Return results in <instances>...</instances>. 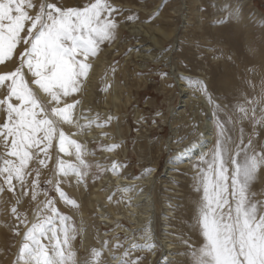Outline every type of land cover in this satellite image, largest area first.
I'll list each match as a JSON object with an SVG mask.
<instances>
[{
    "label": "rangeland",
    "instance_id": "374dc122",
    "mask_svg": "<svg viewBox=\"0 0 264 264\" xmlns=\"http://www.w3.org/2000/svg\"><path fill=\"white\" fill-rule=\"evenodd\" d=\"M61 2L80 7L87 0ZM111 2L123 9L115 17L119 23L116 39L105 42L98 56L90 58L93 67L83 90L68 98V102L82 101L76 110L79 123H85L79 116L81 110H88V118L99 114L101 123L109 117L111 121L83 131L75 123L63 125L65 133L86 145L89 153L85 159L91 168L84 182L77 184L74 176L60 178L67 180L60 187L78 207L65 204L53 186L45 184L49 178L53 184L57 179L58 149L54 145L48 167L41 169V191L35 201L31 198L35 173L25 189L28 195L19 188L0 194V264H14L25 230L10 212L17 197L21 199L19 211L26 212L29 223L37 205L46 198L55 199V206L72 218L78 230L72 241L78 264L91 259L92 249L102 251L100 264H120L125 252L129 262L141 257L137 264H163L160 249L150 257L149 250L130 248L134 242L144 243L147 235L145 224L132 222L130 213L145 216L143 208L156 205L155 224L162 227L170 222L177 243L174 255L180 264H191L189 246L199 247L203 238L196 224L202 197V191L196 190L197 174L205 166L201 156L210 157L217 143V122L224 123L233 149L241 135L245 145L251 138L257 151L264 148V124L255 123L264 113V0ZM134 14L136 19H127ZM217 20L225 22L215 23ZM184 38L192 39L191 43L186 45ZM24 47L22 43L17 56L0 65V73L15 69ZM182 77L203 81L212 102ZM105 87L107 91L102 90ZM240 106L249 110L247 117L242 118ZM3 120L0 113V123ZM208 120L214 124L213 142L207 152L183 165L181 160L190 151L205 145L211 127L207 128ZM110 144L119 147L111 151L102 147ZM114 161L126 166L113 172ZM129 185L135 187L126 191ZM251 191L255 200H264V168ZM176 199L180 200L174 216L167 215L174 210ZM17 225L20 235L14 233Z\"/></svg>",
    "mask_w": 264,
    "mask_h": 264
},
{
    "label": "snow or ice",
    "instance_id": "6c2138e0",
    "mask_svg": "<svg viewBox=\"0 0 264 264\" xmlns=\"http://www.w3.org/2000/svg\"><path fill=\"white\" fill-rule=\"evenodd\" d=\"M122 11L111 0H87L80 7L65 6L61 0H0V65L12 61L18 46L25 45L15 69L0 73V113L4 115L0 123V194L19 188L28 195L25 189L35 173L31 180V198L35 201L41 191V169L48 167L55 145L57 179L53 184L49 178L45 184L52 185L65 204L78 207L77 201L60 187L67 180L60 178L74 176L77 184L84 182L91 168L85 159L89 153L86 145L65 133L63 125L75 123L83 131L92 125L105 126L111 117L101 123L99 114L88 118V110H81L79 116L85 121L81 124L76 110L82 101L68 102V98L83 90L93 67L90 58L98 56L105 42L116 39L119 23L115 17ZM136 18L135 14L127 17L130 21ZM182 79L212 102L203 81ZM102 90L107 91V87ZM239 111L242 118L249 114L243 106ZM252 115L255 117V109ZM255 123L264 124V113ZM217 127V143L210 157L201 156L205 166L197 174L196 190L202 191V197L196 224L203 242L199 247L189 246L191 264H264V200H255L256 194L251 191L258 172L264 168V148L257 151L251 138L245 145L241 135L233 149L224 123L218 121ZM102 147L111 151L119 145ZM125 166L114 161L110 170L118 172ZM134 187L129 185L125 190ZM20 203L17 197L10 208L25 229L14 264H78L72 246L78 230L72 218L55 206V199L46 198L37 205L31 223L26 212L19 211ZM19 225L14 226L16 235H20ZM148 228L146 225L144 231ZM155 246L148 235L144 243L134 242L130 248L151 251ZM128 255L124 253L120 264H137L141 259L129 262ZM101 256L100 249H92L91 259L85 264H100Z\"/></svg>",
    "mask_w": 264,
    "mask_h": 264
},
{
    "label": "bare ground",
    "instance_id": "6f19581e",
    "mask_svg": "<svg viewBox=\"0 0 264 264\" xmlns=\"http://www.w3.org/2000/svg\"><path fill=\"white\" fill-rule=\"evenodd\" d=\"M194 13V12H193ZM197 16L198 13H196ZM198 29H200L201 27L199 26V22H198V25H197ZM185 42H186V45H189V43H191L190 41L192 39H189V38H184ZM228 41V40H227ZM230 41V40H229ZM180 43V42H179ZM147 48V47H146ZM152 49V48H151ZM185 54V52H184ZM183 75V74H182ZM183 87L185 85H183L184 83H180ZM206 114V113H205ZM208 126L207 128L209 127V125H211V120L209 122L208 120ZM214 124L211 125V127H209V134H208V138L206 139V143L205 145L201 146L200 150H194V151H190L182 160H181V163H183V165H185L187 162L191 161L193 158H195L196 156H198L200 153H203V152H207L208 148H209V145L213 142V139H214V127H213ZM197 158V157H196ZM182 165V166H183ZM186 166V165H185ZM169 178V177H168ZM128 194V193H127ZM179 200L180 199H176L173 201V208L174 210L169 211L167 212V215L171 214L172 216H174V211L175 209L177 208L178 204H179ZM89 201V200H88ZM133 205V204H132ZM134 208V206H133ZM137 208V205L136 207ZM145 209V212L144 213H147L145 216H136L134 215L132 212V214L130 213V216L133 221L132 222H136L137 225H142V224H145L146 226V222L147 224L149 225V228H148V232H147V235H151L152 237V240L153 242H155V248L153 250H151V254H150V257H152L153 254L156 253V251H158L160 249V252H161V255L160 256L162 258V262L163 264H180L178 262V259L179 257L177 258V255H174L175 253V250L177 249V243L174 241V236H173V231H172V227L169 225L170 222H167L165 223L162 227H159V225H156V215L154 214V212H158L157 211V207L156 205H152L151 207V204H148L147 206H145L143 208V210ZM159 209V208H158ZM127 210V209H126ZM140 210V209H139ZM131 211V210H130ZM129 211V212H130ZM137 211V210H136ZM151 211V214H149ZM128 214V213H127ZM144 215V214H142ZM155 215V216H154ZM117 218V217H116ZM101 219V218H100ZM167 218H164V220H166ZM134 225V224H133ZM161 231V233H160ZM128 232V230H127ZM175 235V234H174ZM145 236V238H146ZM176 238V237H175ZM145 241V240H144ZM203 242V238L200 240V243L202 244Z\"/></svg>",
    "mask_w": 264,
    "mask_h": 264
}]
</instances>
